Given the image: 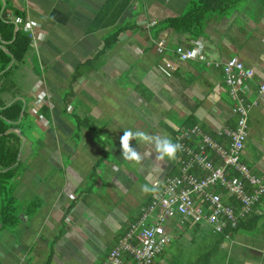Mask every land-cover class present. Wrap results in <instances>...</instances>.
<instances>
[{
	"label": "crops",
	"instance_id": "0c3cea01",
	"mask_svg": "<svg viewBox=\"0 0 264 264\" xmlns=\"http://www.w3.org/2000/svg\"><path fill=\"white\" fill-rule=\"evenodd\" d=\"M106 1L11 0V21L32 33L23 67L33 73L26 96L16 100L23 101L33 123L47 126L31 134L28 143L25 139L21 149L13 189L17 222L4 226L0 221V264H104L128 224L151 201L153 181L163 180L177 166V158L158 161L138 140L130 143L142 158L124 160L123 131H144L175 142L179 131L195 124L217 136L236 124L235 101L222 69L207 65L206 59L236 57L253 69L249 91L239 94L244 103L255 102L241 159L264 181V99L258 96L264 81V0L210 14L198 33L162 25L182 15L191 0H130L116 24L96 29L95 16ZM122 25L125 30L102 62L82 69L73 80L78 64L95 55ZM160 38L163 53L154 44ZM178 45L200 46L202 57L178 61L173 52ZM82 119H89L99 134L93 127L77 126ZM145 184L153 190L141 191ZM35 200L38 204L31 205ZM30 205L37 207L30 212ZM249 216L258 217L253 231L230 233L220 243L219 233L207 223L185 226L171 219L165 247L172 244L176 250L186 238L194 248L180 247L172 258L163 249L152 264H264V197Z\"/></svg>",
	"mask_w": 264,
	"mask_h": 264
},
{
	"label": "built area",
	"instance_id": "2783aa9c",
	"mask_svg": "<svg viewBox=\"0 0 264 264\" xmlns=\"http://www.w3.org/2000/svg\"><path fill=\"white\" fill-rule=\"evenodd\" d=\"M28 34L31 38L32 33ZM154 44L157 52H164V39H157ZM173 52L178 61L202 57L200 46L178 45ZM205 63L222 69L224 82L235 101V127L226 126L218 132L228 138V145L215 141L197 124L185 128L175 140L183 145L177 157L176 171L163 180L153 181L155 192L151 201L128 224L125 233L109 250L104 264H152L170 240L166 226L171 219L185 226L207 223L213 232L223 233L228 227H236L238 220L246 217L264 197L263 179L241 159L249 110L255 102L244 103L239 94L249 91L253 69L245 67L236 57L224 62L206 59ZM165 65L174 70L171 62ZM258 96L264 99V81L258 85ZM192 137L198 150L185 142L186 138ZM229 236V232L224 233V238Z\"/></svg>",
	"mask_w": 264,
	"mask_h": 264
},
{
	"label": "trees",
	"instance_id": "16d2710c",
	"mask_svg": "<svg viewBox=\"0 0 264 264\" xmlns=\"http://www.w3.org/2000/svg\"><path fill=\"white\" fill-rule=\"evenodd\" d=\"M246 1L248 0H191L182 15L167 18L162 21V25L164 27H170L178 32L193 31L198 33L205 27L210 14L216 13L223 15ZM3 2H5V5L2 9ZM129 3L130 0H107L96 14L93 27L97 29L98 27H108L116 24ZM10 9H12L11 0H0V221L4 226H11L17 222V215L15 214L16 201L13 196V189L22 165V154L17 164L14 166L12 165L16 162L22 139L14 130L18 129L28 143L27 129L31 127V117L26 108L22 111V100L17 99L10 105L4 107L16 97L26 96L20 92V90H22L21 86L14 76L15 70L20 64L24 63V59L32 44L31 38L24 30V25L18 23L17 30H15V22L11 21L8 16ZM123 30H125L123 25L116 27L111 35L104 39L102 48L95 55L79 63L74 71L73 80L81 74L82 69H91L100 64L107 52L118 41V35ZM12 57L14 58L12 65L4 72H1L8 66ZM21 114V120L17 122ZM235 125L236 124H234L232 128H234ZM77 126L93 127L89 119L77 121ZM95 133L99 134L96 128ZM180 134L181 131H179L177 139ZM210 134L215 141L225 145L221 139L223 138L222 136ZM225 138L228 140L227 137ZM185 142L195 147V149H199L194 137L186 138ZM27 143H25L23 150ZM228 143L229 141L227 145ZM10 166L12 167L9 168ZM4 169L7 170L1 171ZM33 204H38V202L34 201L31 205ZM31 205L29 207L30 212L37 207V205ZM257 218L256 216L255 219L252 220L248 214L243 219H239L236 227H228L223 233H219L218 243L221 242L226 232L235 233L240 230L253 231L257 223ZM248 220L250 221L248 222ZM246 223L250 224L246 225Z\"/></svg>",
	"mask_w": 264,
	"mask_h": 264
},
{
	"label": "clouds",
	"instance_id": "9594fccd",
	"mask_svg": "<svg viewBox=\"0 0 264 264\" xmlns=\"http://www.w3.org/2000/svg\"><path fill=\"white\" fill-rule=\"evenodd\" d=\"M138 140L147 148H151L152 152H155L156 159L158 161H164L165 159L171 161L177 158V154L183 150V145L174 142L168 137H162L158 135H150L144 131H132L131 129L123 131L121 137V155L126 161H138L141 154L137 151L129 141ZM151 155V153H148ZM153 189L145 184L141 187V191L148 193Z\"/></svg>",
	"mask_w": 264,
	"mask_h": 264
},
{
	"label": "rangeland",
	"instance_id": "374dc122",
	"mask_svg": "<svg viewBox=\"0 0 264 264\" xmlns=\"http://www.w3.org/2000/svg\"><path fill=\"white\" fill-rule=\"evenodd\" d=\"M256 1H258V0H255V1H253L252 3H256ZM245 3V2H244ZM244 3H241L240 5H239V9H242V7H243V4ZM27 57H29V56H27ZM28 60V59H27ZM24 63H25V65H26V61L24 60ZM24 63H22V64H20V66L15 70V79L16 80H18V82H19V85L21 86V89L22 90H20V92L21 93H23L24 92V89H26V88H28V84H29V82H30V76H31V74L33 73V71H31V72H29V73H27V72H25V68H27L25 65H23ZM23 66H25V68L23 67ZM27 71V70H26ZM24 94V93H23ZM27 108L29 109V107L27 106ZM31 123V127H29L28 129H27V137L30 139V135L31 134H33V133H37L36 131L37 130H39L40 128H46V124H44V125H41L40 123H38V122H30ZM97 126V125H96ZM126 130H128V129H126ZM41 131V130H40ZM135 131V130H134ZM38 134H40L39 132H38ZM20 136V135H19ZM102 136V135H101ZM21 137V136H20ZM24 137V136H23ZM25 138V137H24ZM22 139V138H21ZM133 141V140H132ZM130 142V141H129ZM21 144H22V142H21ZM144 154V153H143ZM102 161L103 160H99V163L101 164L102 163ZM100 166H102V165H100ZM133 167V166H132ZM35 202H36V200H35ZM172 224H173V221L169 224V226H172ZM175 227H179V225H177V224H174V228ZM182 242L181 243H179V244H176V250H178L180 247H187L186 249H189L190 247H193L194 248V245H193V243L190 241V240H188V239H186V238H181L180 239ZM165 247V246H164ZM193 248H191V249H193ZM165 249V252H166V254H165V257L166 258H172L174 255H175V253L177 252L174 248H173V245L171 244V246L170 247H165L164 248ZM162 253V252H161ZM159 256V255H158ZM158 256H156L155 258H154V260H156V258L158 257ZM189 264H191V263H189Z\"/></svg>",
	"mask_w": 264,
	"mask_h": 264
},
{
	"label": "water",
	"instance_id": "95a60500",
	"mask_svg": "<svg viewBox=\"0 0 264 264\" xmlns=\"http://www.w3.org/2000/svg\"><path fill=\"white\" fill-rule=\"evenodd\" d=\"M4 5H5V2L2 3V9H3ZM15 30H17V24H16V23H15ZM14 38H15V34H14ZM13 62H14V58L12 57L10 63L8 64V66H7L4 70H2L1 72H4L5 70H7V69L12 65ZM15 100H16V98L13 99L11 102H9V103H8L7 105H5L4 107L10 105V104H11L12 102H14ZM4 107H3V108H4ZM22 111H23V109H22ZM20 120H21V115H20V117H19V119H18L17 122H19ZM17 133H18V134L21 136V138H22V144L20 145V148H19V151H18V155H17L16 162H15L12 166H14V165L17 164V162H18V160H19V158H20L21 149H22V147H23V145H24V143H25V138L21 135V133H20V131H19L18 129H17ZM12 166H10L9 168H11ZM9 168H7V169H9ZM7 169H4V170H7Z\"/></svg>",
	"mask_w": 264,
	"mask_h": 264
}]
</instances>
